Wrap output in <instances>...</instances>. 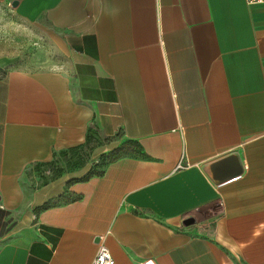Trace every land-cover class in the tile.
<instances>
[{"label":"crops","instance_id":"crops-1","mask_svg":"<svg viewBox=\"0 0 264 264\" xmlns=\"http://www.w3.org/2000/svg\"><path fill=\"white\" fill-rule=\"evenodd\" d=\"M7 4L64 57L0 74V264H264V4ZM91 128L102 172L43 182Z\"/></svg>","mask_w":264,"mask_h":264},{"label":"rangeland","instance_id":"rangeland-1","mask_svg":"<svg viewBox=\"0 0 264 264\" xmlns=\"http://www.w3.org/2000/svg\"><path fill=\"white\" fill-rule=\"evenodd\" d=\"M0 12V74L14 68L37 69L50 67L63 57L50 45L45 37L48 33L44 21H32L19 18L11 4H7ZM112 140L103 139L91 128L90 136L82 147L66 151L47 166L42 175L43 182L61 175L73 174L81 169L89 168L88 175L99 174L109 159L111 152L107 149Z\"/></svg>","mask_w":264,"mask_h":264},{"label":"built area","instance_id":"built-area-1","mask_svg":"<svg viewBox=\"0 0 264 264\" xmlns=\"http://www.w3.org/2000/svg\"><path fill=\"white\" fill-rule=\"evenodd\" d=\"M250 4H264V0H246ZM178 168H183L182 164H178ZM92 264H116V261L111 253L110 248L100 243L97 253L92 261Z\"/></svg>","mask_w":264,"mask_h":264},{"label":"bare ground","instance_id":"bare-ground-1","mask_svg":"<svg viewBox=\"0 0 264 264\" xmlns=\"http://www.w3.org/2000/svg\"><path fill=\"white\" fill-rule=\"evenodd\" d=\"M149 264H154V263H149Z\"/></svg>","mask_w":264,"mask_h":264},{"label":"water","instance_id":"water-1","mask_svg":"<svg viewBox=\"0 0 264 264\" xmlns=\"http://www.w3.org/2000/svg\"><path fill=\"white\" fill-rule=\"evenodd\" d=\"M189 222H186V224H188Z\"/></svg>","mask_w":264,"mask_h":264}]
</instances>
